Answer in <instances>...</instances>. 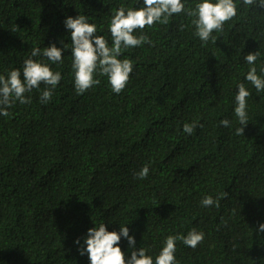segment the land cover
Masks as SVG:
<instances>
[{"label": "trees", "instance_id": "obj_1", "mask_svg": "<svg viewBox=\"0 0 264 264\" xmlns=\"http://www.w3.org/2000/svg\"><path fill=\"white\" fill-rule=\"evenodd\" d=\"M122 4L140 6L0 0V74L22 68L33 46L63 40L70 49L66 16L87 15L110 44L108 21ZM192 19L181 13L145 27L151 44L121 53L134 68L120 94L101 75L77 94L66 51L51 66L63 79L48 103L33 89L31 103L16 101L0 116V264H88L74 241L101 222L110 231L128 224L136 247L153 255L168 235L203 231L195 249L177 242L178 264H264L256 231L264 223V94L246 84L243 135L232 103L249 67L243 55L259 51L256 66H264V8L240 6L206 44ZM186 122L197 124L192 135ZM146 164L147 178L136 179ZM208 195L218 207L201 205Z\"/></svg>", "mask_w": 264, "mask_h": 264}, {"label": "clouds", "instance_id": "obj_2", "mask_svg": "<svg viewBox=\"0 0 264 264\" xmlns=\"http://www.w3.org/2000/svg\"><path fill=\"white\" fill-rule=\"evenodd\" d=\"M187 3L188 0H137L140 6L122 4L112 12L108 21L110 44L87 15L66 16L63 24L70 35V49L63 40L60 41V47L55 42L46 47L33 46L30 56L23 60L22 68H11L0 74V116L7 117L8 107L16 101L20 104L31 103V97L25 94L31 93L33 89L40 92L41 103H48L63 79L61 72L54 71L51 66L62 64L66 51H70L72 57L73 86L77 94L99 84L97 75L106 77L112 93L120 94L134 68L131 59L120 58L121 53L125 49L151 44L149 37L144 34L146 26L151 28L155 24H167L174 15L184 13L193 18V35L206 44L217 39L213 33L222 32L224 25L237 16L240 6L264 8V0H193L191 7H186ZM238 3L242 4L237 6ZM259 56V51L243 55L249 67L244 73L243 82L237 83L232 101L233 112L239 122V127L235 129L236 135H243L244 127L249 123L247 98L251 93L246 84H250L257 94H264V66H260L259 70L256 66ZM37 57L40 59H34ZM41 83L45 86L42 90ZM219 123L226 128L231 124L228 119H222ZM196 127V122H186L183 132L192 135ZM148 174L149 166L146 164L134 176L136 179H145ZM200 203L205 208L218 207L219 198L208 195ZM93 225L82 239L74 241L79 254L87 256L88 264H178L175 255L177 242L195 249L205 235L196 229L189 230L186 235H168L161 242L158 253L153 255L146 248L136 247L135 234H129L128 224H119L118 231H110L105 222ZM256 231L258 236L264 234V223L259 224ZM122 239L127 242L125 251L121 249Z\"/></svg>", "mask_w": 264, "mask_h": 264}]
</instances>
